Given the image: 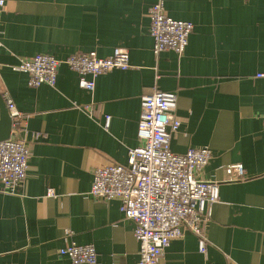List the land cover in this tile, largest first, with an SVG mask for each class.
<instances>
[{"label":"crops","instance_id":"obj_1","mask_svg":"<svg viewBox=\"0 0 264 264\" xmlns=\"http://www.w3.org/2000/svg\"><path fill=\"white\" fill-rule=\"evenodd\" d=\"M155 3L6 0L0 91L22 115L15 137L29 143L31 155L16 193L0 189V264H72L59 254L70 243L94 245L98 264H138L136 225L121 201H100L90 191L98 168L128 166L129 151L141 145L142 98L153 92L177 95L181 127L171 151L212 152L200 179L223 181L232 165L247 175L220 185L204 227L207 253L185 231L158 264H264V80L256 78L264 73V0H164L170 18L194 26L181 57L154 54ZM116 48L128 51L130 69L98 77L93 92L66 65L55 87L31 88L12 69L39 54L108 58Z\"/></svg>","mask_w":264,"mask_h":264},{"label":"built area","instance_id":"obj_2","mask_svg":"<svg viewBox=\"0 0 264 264\" xmlns=\"http://www.w3.org/2000/svg\"><path fill=\"white\" fill-rule=\"evenodd\" d=\"M5 5L6 0H0V12ZM149 17L154 54L159 56L173 51L181 57L194 26L170 18L164 0H156ZM62 65L79 74L80 87L89 92L94 91L98 77L131 67L128 51L116 48L108 58H99L93 52L61 61L39 54L12 69L26 74L31 88L55 87ZM256 78L264 80V73ZM3 98L12 119V134L9 140L0 142V189L5 194H15L26 180L31 152L27 141L15 137L21 127V113L11 98L7 95ZM176 112V94L153 92L145 95L138 125L141 145L129 151L128 166L108 165L94 172L91 196L100 201H121L125 218L136 225L138 264H158L171 242L183 238L185 231L198 238L200 252L206 254L208 242L204 227L210 220L212 206L219 200L220 185L242 182L247 177L241 165H232L227 167L223 181L200 179L199 175L213 154L208 148L189 149L185 154L171 151V139L181 127ZM109 120L107 118V122ZM47 196L53 197L54 191L49 190ZM67 236L71 237L70 231ZM59 252L72 264H98L94 245L70 243Z\"/></svg>","mask_w":264,"mask_h":264},{"label":"water","instance_id":"obj_3","mask_svg":"<svg viewBox=\"0 0 264 264\" xmlns=\"http://www.w3.org/2000/svg\"><path fill=\"white\" fill-rule=\"evenodd\" d=\"M12 134V119L0 91V142L7 141Z\"/></svg>","mask_w":264,"mask_h":264}]
</instances>
